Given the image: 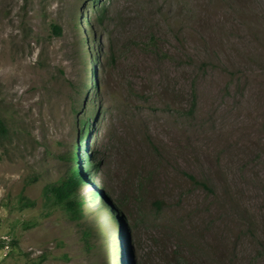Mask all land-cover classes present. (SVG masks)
Masks as SVG:
<instances>
[{
	"label": "rangeland",
	"instance_id": "1",
	"mask_svg": "<svg viewBox=\"0 0 264 264\" xmlns=\"http://www.w3.org/2000/svg\"><path fill=\"white\" fill-rule=\"evenodd\" d=\"M93 77L99 167L77 191L112 204L132 259L264 264V0H0V111L30 133L0 147V264L120 262L105 210L81 204L74 218L44 193L67 169L78 85Z\"/></svg>",
	"mask_w": 264,
	"mask_h": 264
},
{
	"label": "trees",
	"instance_id": "2",
	"mask_svg": "<svg viewBox=\"0 0 264 264\" xmlns=\"http://www.w3.org/2000/svg\"><path fill=\"white\" fill-rule=\"evenodd\" d=\"M94 1V0H93ZM97 1V0H96ZM92 10L94 11V21L102 26L103 21V13L105 11V7L101 4L100 6H95V4L91 5ZM53 30L56 34L60 33V27L57 25H53ZM103 27V26H102ZM103 30V28H102ZM155 45L154 36H150L148 46ZM110 50V47H109ZM157 51H154L156 54ZM163 54V53H162ZM161 54V55H162ZM109 55L112 56L111 51H109ZM81 59L84 64L83 72L86 73H93V67L90 65L94 60L91 59L89 55V51L84 50L81 54ZM88 61V62H87ZM88 87H96V82L94 77L91 81H87L86 78H81L77 92L82 95L83 104L80 106V110L76 109L75 118H74V132L75 137L70 143L69 148L67 149L65 155L63 156L69 161L67 169L64 174H61L55 180H49L44 185V193L45 195L52 199V201L61 204L65 207V209L72 214V217H78L81 213L79 206L81 204L87 205L88 209H94L96 212L95 217L100 215L101 211L105 210V214H108L110 221L103 217L101 219V223L103 228L105 229V236L108 235L112 236V240L110 242L113 245H117L120 247L117 252L120 256L119 264H138V262L132 259L131 251L129 250V239H128V232L125 229L123 219L120 217L121 220H118L115 214L109 213L111 211L112 204L105 200L103 194L99 191L94 189L90 186L88 190V199H83L80 193L78 192L80 188L83 187L82 184L83 179H81L80 174L84 175V172L92 170L93 173H96L99 165L97 160H94L89 153H95L94 149H90L87 151L86 149V140L88 135L90 134V127L91 122L97 119V111L99 110V106L97 105L96 108L90 111L89 108V100H93L91 97L85 95V89ZM191 95V106L189 111H191L194 107L195 103V92L194 89L190 92ZM98 108V110H97ZM75 109V108H74ZM85 109V111H84ZM88 109V111H86ZM84 111V112H83ZM18 116V117H17ZM25 123L22 121L21 116L17 114V112H5L1 109L0 111V147L3 153H7L9 143L12 142L13 139L20 140L22 137L29 136L30 133L28 129H25ZM85 152V153H84ZM83 168V170H82ZM80 172V174H79ZM191 179H194L192 175H189ZM81 183V184H80ZM207 190H211L208 186V182L204 181L201 184ZM78 190V191H77ZM83 193V192H82ZM83 195V194H82ZM80 196V197H79ZM20 203L22 205H33L34 201L27 199L23 196L20 197ZM156 207H161V201L155 200L154 201ZM106 208V209H105ZM93 211V210H92ZM102 217V216H101ZM87 235V231L85 232ZM104 234H102L103 236ZM104 236V238H106ZM108 239V238H106ZM109 240V239H108ZM171 257H174L172 255ZM178 258H173L170 263L174 264H190L189 261L182 256H178ZM180 259V260H179ZM118 264V263H117Z\"/></svg>",
	"mask_w": 264,
	"mask_h": 264
},
{
	"label": "bare ground",
	"instance_id": "3",
	"mask_svg": "<svg viewBox=\"0 0 264 264\" xmlns=\"http://www.w3.org/2000/svg\"><path fill=\"white\" fill-rule=\"evenodd\" d=\"M85 189H86L87 191L89 190V188H88L87 186L85 187Z\"/></svg>",
	"mask_w": 264,
	"mask_h": 264
}]
</instances>
